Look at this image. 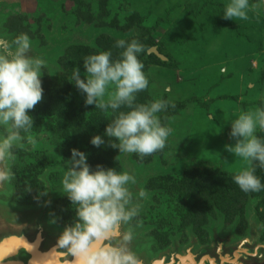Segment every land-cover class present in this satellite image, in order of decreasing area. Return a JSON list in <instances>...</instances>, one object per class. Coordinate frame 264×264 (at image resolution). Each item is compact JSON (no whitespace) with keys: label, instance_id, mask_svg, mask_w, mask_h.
Segmentation results:
<instances>
[{"label":"rangeland","instance_id":"rangeland-1","mask_svg":"<svg viewBox=\"0 0 264 264\" xmlns=\"http://www.w3.org/2000/svg\"><path fill=\"white\" fill-rule=\"evenodd\" d=\"M228 2L0 0L1 36L11 43L27 33L32 54L46 60L44 99L29 113L36 143L14 149L15 159L3 161V172L10 176L1 180L0 221L34 226L49 200L45 229L58 237L63 226L52 224L50 213L57 217L53 204L63 196L61 179L70 150L76 148L88 155L93 167L102 164L134 175L131 191L139 215L133 221L131 249L138 259L150 263L174 249L212 248L215 234L234 246L257 231L258 242L264 243V208H255L246 197L250 193L237 185L225 186L222 198L212 188L216 176L230 181L247 166L224 151L225 144L234 143L226 122L242 110L264 107V0H249L250 6L259 7L249 8L247 20L232 21L222 18ZM85 12L102 19V26L86 23L81 14ZM101 37L114 43L148 41L163 57L157 55L158 60L144 65L149 86L137 95L138 103L165 99L175 105L159 114L173 130L162 152L140 159L90 144L94 135L104 134L113 113L85 107L70 80L73 67L84 72V56L71 49L94 46ZM151 49L148 54H155ZM257 135L264 139V132L258 130ZM14 167L17 173L12 175Z\"/></svg>","mask_w":264,"mask_h":264},{"label":"clouds","instance_id":"clouds-1","mask_svg":"<svg viewBox=\"0 0 264 264\" xmlns=\"http://www.w3.org/2000/svg\"><path fill=\"white\" fill-rule=\"evenodd\" d=\"M250 7L259 5L229 0L222 18L247 20ZM114 47L121 50L116 59L111 50L89 54L83 58L84 72L79 66L73 67L70 80L84 97L85 107L113 113L104 134L94 135L90 144L143 159L166 148L173 130L162 123L159 114L175 105L165 99L138 103L137 95L149 86L144 64L138 58L144 46L138 39H119ZM32 51L27 33H20L0 48V162L14 160V149L25 143H36L31 134L34 118L29 113L44 99L46 60ZM226 123L230 125L229 140L234 143L225 144L224 151L247 165L232 176L233 182L245 193L264 190L256 175L257 168L264 170V139L257 135L258 130L264 132V107L242 110ZM70 151L61 185L74 215L64 223L56 247L72 257V264H140L130 247L135 237L133 221L139 215L131 191L136 184L134 175L102 164L93 167L85 152L76 148ZM223 160L228 163L227 158ZM9 176L0 171V180ZM138 195L143 198L146 193L141 190ZM50 215V222L56 224L59 218L55 213Z\"/></svg>","mask_w":264,"mask_h":264},{"label":"water","instance_id":"water-1","mask_svg":"<svg viewBox=\"0 0 264 264\" xmlns=\"http://www.w3.org/2000/svg\"><path fill=\"white\" fill-rule=\"evenodd\" d=\"M8 44V39L0 38V48H4ZM150 53L162 57L156 48L151 49ZM0 171H4L3 162H0ZM48 205L47 203L40 212L34 226L17 227L0 221V264H72V257L56 247L57 237L50 235L45 229L44 215ZM256 233L257 231L252 238H246L234 246L228 245L229 238H221L215 234V243L212 248L194 251L193 247H189L186 250V255L194 258L190 264H264L262 263L264 262V243L258 242L259 236ZM14 239L21 242L15 241L16 244L10 247V241ZM245 246L251 249L249 254L245 253V257L237 256L236 254H240L238 251L241 248L245 249ZM172 252L173 250L164 253L160 258L154 259L150 263L144 258H140V264H179L182 257L179 255L176 257ZM173 257L178 258L179 261L173 262V260L175 261ZM183 257L185 258V256Z\"/></svg>","mask_w":264,"mask_h":264},{"label":"trees","instance_id":"trees-1","mask_svg":"<svg viewBox=\"0 0 264 264\" xmlns=\"http://www.w3.org/2000/svg\"><path fill=\"white\" fill-rule=\"evenodd\" d=\"M83 14V19L86 21V23H94L96 25H101L102 26V19H97L96 17H94L92 14H90L89 12H85V13H81ZM81 17V15H79ZM82 18V17H81ZM113 25V23L111 24ZM141 44L144 46V49L142 51V53L139 54V59L141 60V62L144 65H149L152 64L155 59H157V55L156 54H148L149 49L152 48V44L148 41H141ZM115 43L110 41L109 39H106L105 37H101L99 38L94 46H90V45H77L72 47L71 51H76L78 55L81 56H87L89 54H94V53H98L100 52V49L102 51H109L111 50L113 53L114 58L116 59L118 57V53L119 51H121L120 49L117 50V48L114 47ZM158 60V59H157ZM15 165H19L20 163H14ZM21 165V164H20ZM15 167L12 168L11 173L12 175L17 173L14 172ZM257 176L261 179V183L264 184V170L262 169H258L257 170ZM216 178L218 179V183H215L213 188V191L216 190L217 192H219L221 194V197L223 198L222 194L224 195L225 193H222V191L220 192L221 188H226L228 189L227 186H229V188L231 186L236 187L235 183L233 182V180L231 179L230 181H226L227 178L226 176H224V178H219L218 176H216ZM229 183V185L227 184ZM15 187H16V191L18 192L20 190V186L18 185V183H15ZM232 187V189H233ZM32 192V191H30ZM247 199L250 200L251 203H256L255 208L259 209L260 207L264 208V190H261L260 192H252L250 194H246ZM213 199V198H212ZM223 201V199H222ZM225 202V200H224ZM53 208L56 209L55 211L57 212V217L58 222L60 223V225H64V223L68 222L71 220L72 216L74 215V211L72 209V206L70 204V202L67 200L66 197L61 196L59 198L56 199L55 203L53 204Z\"/></svg>","mask_w":264,"mask_h":264},{"label":"bare ground","instance_id":"bare-ground-1","mask_svg":"<svg viewBox=\"0 0 264 264\" xmlns=\"http://www.w3.org/2000/svg\"><path fill=\"white\" fill-rule=\"evenodd\" d=\"M18 242V243H20L21 241H19V240H17V239H14V240H12V241H10V247L12 246V245H15L16 243H14V242ZM14 243V244H13ZM251 249L249 248V247H246L245 246V249H243V248H241L240 249V251H238L240 254H236L237 256H240V257H245V253L248 255L249 253V251H250ZM174 259H175V261L173 260V262H178L179 260H178V258H176V257H173ZM192 256H187V257H185V258H183L182 260H180L179 261V264H190L191 263V260H192ZM232 258H234V256H232ZM193 260H194V258H193ZM239 261H240V258L238 259ZM166 264V263H165Z\"/></svg>","mask_w":264,"mask_h":264},{"label":"flooded vegetation","instance_id":"flooded-vegetation-1","mask_svg":"<svg viewBox=\"0 0 264 264\" xmlns=\"http://www.w3.org/2000/svg\"><path fill=\"white\" fill-rule=\"evenodd\" d=\"M0 38H4V39H8V38H5V37H3V36H1V33H0ZM9 40V44H10V39H8ZM187 251H185V252H181L179 249L178 250H173V254L177 257V255H179L180 257H182L180 260H182L184 257L183 256H187L186 253ZM162 255V254H161ZM161 255L158 257V258H160L161 257ZM158 258H156V259H158ZM179 260V259H178Z\"/></svg>","mask_w":264,"mask_h":264}]
</instances>
